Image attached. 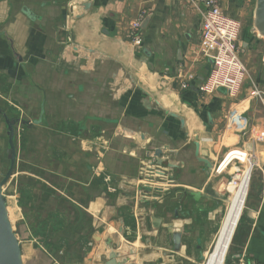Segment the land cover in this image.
Listing matches in <instances>:
<instances>
[{
    "label": "crops",
    "instance_id": "1",
    "mask_svg": "<svg viewBox=\"0 0 264 264\" xmlns=\"http://www.w3.org/2000/svg\"><path fill=\"white\" fill-rule=\"evenodd\" d=\"M256 5L222 6L241 25L237 45L248 70L232 97L199 91L213 67L199 53L201 0H0V119L9 126L2 110L13 109V124L29 126L26 151L42 148L64 187L32 177L79 206L91 232L86 254L69 242L64 262L28 234L21 249L31 264L41 255L46 264H108L110 241L120 264L201 262L214 209L206 206L207 193L219 202L212 178L232 151L251 150L258 163L250 188L241 181L228 186L233 194L216 242L236 200L241 212L231 238L216 251L215 242L206 264H223L245 207L227 264H264V36L255 28ZM141 16L137 48L129 33ZM190 76L191 87L181 89ZM5 93L16 94L12 102ZM19 109L31 117L21 118ZM42 137L48 144L40 147ZM151 161L163 173L155 182L139 173Z\"/></svg>",
    "mask_w": 264,
    "mask_h": 264
},
{
    "label": "rangeland",
    "instance_id": "2",
    "mask_svg": "<svg viewBox=\"0 0 264 264\" xmlns=\"http://www.w3.org/2000/svg\"><path fill=\"white\" fill-rule=\"evenodd\" d=\"M12 95H13L12 93L10 94L5 93L4 96H6L5 98H8V100L11 101V97L9 96H12ZM20 98L27 101L25 94H21ZM19 111H20L21 118H25L27 120L29 117H31L29 116V113L27 112L28 110L23 109L24 115L22 114V111L20 109ZM1 120L2 119H0V200L7 207V212L9 213V219L11 221L13 231L15 232V235L19 241V248L21 249L22 246L26 245L28 234L31 233L32 237H34V235L32 231H30L29 226L27 225L25 215L23 213L24 210L20 206L19 201L21 199V195L19 194L18 187L21 184V182H25L26 181L25 179H28L30 176L32 177L33 175L35 177H38L39 179L41 178L46 181V178L42 177L38 172H36L35 174H32V169H31L32 164L33 165L38 164V167L42 168L41 170L42 172H45L46 170L47 171L46 177H48V179H52V178L55 179L57 177V184L59 185L54 186V187L58 191H60V189L64 187V183H63L64 180L60 178L59 176H56L54 172L50 173V170L47 169V168H51V169L55 168V164L52 163L50 159H48L47 153L44 152L42 148L33 154L31 153V151H26L28 145H25L24 141L22 140H23V137H27L26 134H28L30 129L29 130L25 129L26 127L25 123L21 122L19 124L14 125L15 131H14V137L12 141L13 142V150H12L11 143L9 142L10 135H11L9 126H6V124L4 125L3 121ZM9 121L13 123L11 120ZM32 127L33 125L31 126V128ZM33 128H35V126ZM39 135L42 136L41 133H39ZM29 136L32 139V135L29 134ZM36 138L37 136H35V139ZM42 138L43 139L40 138L36 140V145L39 144V146L41 147L42 145L45 146L46 144H48V141L46 140V138L44 137ZM38 140H40L41 142H39ZM31 148L33 149L32 146ZM13 152L15 154L14 163L12 160ZM230 166H228L227 169H225L223 172L218 174V176H220L219 178L216 176H213L212 183L209 185V188L211 190L210 192H212L213 188L216 189V190L214 189L213 190L215 191V197L217 196L219 198L218 199L219 202L218 203L213 202L214 203L213 204L210 193H207V196L209 199L205 200L206 206L207 207L209 206L210 208L213 207L214 209L210 212V215L207 217V219L209 218L207 222L209 223V226H210V232L207 235V242L204 243L205 245L204 247L207 249V251L203 255L202 261L198 262L197 264H206L207 263L206 260L209 257L208 255L214 249L215 242H216L222 221L227 213L228 204L231 201V197L233 194L232 192L231 193L229 192L228 186L231 184V182L235 181L239 176L243 175L244 170L247 168L246 164H241L237 161L232 162ZM9 173H10V176H8ZM208 179L205 180L204 178V180L200 184L204 185ZM250 183H251V180H250ZM250 183H249V188H250ZM21 201H23V196H22ZM246 202H247V199L245 201V205H246ZM245 208L237 224L238 226L235 231V234L232 238L231 246L226 256L227 262H228V258L231 255L232 247L234 244L233 243L234 238L241 226L240 224L242 221V217L244 216ZM34 238L36 239V243L38 245L39 243L42 244L40 238H37V237H34ZM40 248H45V247L42 245ZM24 252H25V255H24ZM21 253H22V249H21ZM48 253L51 254V252L47 249V254ZM22 255H24V261H25V262L23 261V263L31 264L29 261V252L27 249L25 248L23 249ZM40 259H41V262H36L34 264H38V263L46 264L47 263V259H45L44 255H41Z\"/></svg>",
    "mask_w": 264,
    "mask_h": 264
},
{
    "label": "built area",
    "instance_id": "3",
    "mask_svg": "<svg viewBox=\"0 0 264 264\" xmlns=\"http://www.w3.org/2000/svg\"><path fill=\"white\" fill-rule=\"evenodd\" d=\"M226 0H201L203 20L201 25L200 49L201 56L211 60L213 65L208 78L199 87L203 94L210 95L220 90H225L232 97L245 83L248 70L240 59V47L237 45L242 31L238 21L224 13L222 6ZM143 16L133 22L130 27L129 37L135 47L143 46L142 22ZM193 76L182 77L181 89H189ZM239 156H228L218 167V172H223L234 161L246 164L252 170L258 163L257 153L251 150L248 152L239 151ZM227 165L223 168L224 164ZM155 161L148 166L140 168L141 179L149 181L159 179L163 173L154 168ZM151 188V187H147Z\"/></svg>",
    "mask_w": 264,
    "mask_h": 264
},
{
    "label": "trees",
    "instance_id": "4",
    "mask_svg": "<svg viewBox=\"0 0 264 264\" xmlns=\"http://www.w3.org/2000/svg\"><path fill=\"white\" fill-rule=\"evenodd\" d=\"M2 112L10 120L18 121L19 115L13 109L6 108ZM25 126V129L29 128L27 124ZM22 141L26 144L25 137H23ZM37 166L38 164H32V174L38 172L42 177L46 178L49 184L59 185L57 184V177L48 179L46 177L47 171L42 172V168L40 169ZM25 180L18 187L21 195L19 202L24 210L23 213L27 225L34 237L40 238L42 245L59 261L64 262L68 249H72L69 242L72 244L80 243L79 246L83 247L82 254L85 255L86 246L89 242L86 239H89L91 235L88 227L89 218L86 214L71 199L62 198L60 194H57L53 187H49L31 176ZM69 191L67 194L71 193ZM22 196L23 201H21ZM70 197H72L71 194ZM78 252L80 253V250Z\"/></svg>",
    "mask_w": 264,
    "mask_h": 264
},
{
    "label": "water",
    "instance_id": "5",
    "mask_svg": "<svg viewBox=\"0 0 264 264\" xmlns=\"http://www.w3.org/2000/svg\"><path fill=\"white\" fill-rule=\"evenodd\" d=\"M89 8V5L86 6ZM256 21L255 28L259 33L264 36V0H257L256 5ZM9 124V129L11 132L9 142L13 150V137H14V125L13 123L7 122ZM197 154H199V144L196 143ZM13 163L15 162V154L12 155ZM201 160L211 168V164L208 160L201 158ZM13 168V167H12ZM10 176V173L8 174ZM196 198L200 197V194H195ZM179 212H177L178 215ZM182 231L180 229L175 230L173 235V242L175 245V251L179 253L181 251L182 245ZM112 244V241H110ZM109 244L111 253V260L108 264H120L115 260L117 258V253L114 251L113 246ZM0 264H23L21 249L19 248V241L13 231L11 221L9 219V213L7 212V207L0 200Z\"/></svg>",
    "mask_w": 264,
    "mask_h": 264
},
{
    "label": "bare ground",
    "instance_id": "6",
    "mask_svg": "<svg viewBox=\"0 0 264 264\" xmlns=\"http://www.w3.org/2000/svg\"><path fill=\"white\" fill-rule=\"evenodd\" d=\"M239 154H240L239 151H232L230 153V156H239ZM226 165H227V163L224 164L221 169H223ZM250 180H251V171H250V168L248 167L244 170L243 175L239 176L235 181L231 182V184L235 187L236 186L238 187L239 182L241 181V182H244V188L247 189L249 186ZM231 184H230V186H231ZM238 196H240V195H238ZM240 212H241V209L239 207V203L235 200V202L231 205V208L229 210L227 218L224 220V223H223L224 226H223L222 231L220 233V236L216 242L217 243L216 247L214 246L215 251L217 250V245H218V248H221V247L225 246L227 244V242L229 241V239L231 238L232 231L235 227L234 224H235L237 218L239 217ZM213 251H214V249H213ZM213 251L209 255H211L213 253ZM226 256L227 255H225V257H224L223 264L228 263L226 261Z\"/></svg>",
    "mask_w": 264,
    "mask_h": 264
}]
</instances>
